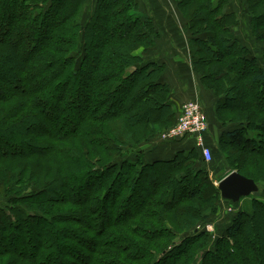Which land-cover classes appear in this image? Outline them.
Instances as JSON below:
<instances>
[{
	"label": "trees",
	"instance_id": "1",
	"mask_svg": "<svg viewBox=\"0 0 264 264\" xmlns=\"http://www.w3.org/2000/svg\"><path fill=\"white\" fill-rule=\"evenodd\" d=\"M108 1L119 8L102 15V0H96L95 12L81 23L85 0H0V15L8 19L0 32V136L15 139L12 151L0 149V161H10L0 165V187L11 195L0 207V256L14 255L19 259L15 264H113L118 254L143 264H264L260 247L249 241L251 234L258 240L264 202L252 198L250 209H242L240 201L222 200L201 167L207 162L192 136L157 139L176 114L171 85L163 76L166 64L152 55L160 32L137 0ZM176 1L187 21L193 72L214 97L218 142L249 155L258 162L255 171L262 173L264 46L259 61L253 52L259 49L252 51L233 30L240 19L234 8H227V0ZM256 3L247 0L250 31L264 42V16L255 13ZM13 7L15 14H8ZM206 57L213 58L210 66ZM199 102L206 112L201 98ZM203 134L210 145L209 131ZM173 141L183 146H169L166 152ZM40 158L52 164L42 168ZM193 160L200 168L190 165ZM234 168L264 187L261 174L243 172L244 165ZM32 177L40 182L28 190ZM54 184L65 190L60 201L76 207L72 214L61 213L59 220L49 215L53 199L44 196ZM140 189L145 194L137 205L132 200ZM131 201L136 210L126 208ZM219 201L236 210L214 241L204 228H194L179 243L172 240L176 235L168 222L180 230L194 227L209 217L207 212H215ZM44 202L52 203L39 207ZM151 206L163 207L170 218L159 209L155 218ZM188 217L192 222L180 225ZM133 235L156 244L150 247ZM71 239L92 248L81 253L70 247ZM131 244L136 249L127 247ZM210 244L214 249L206 251ZM62 248L74 251L76 260L61 255Z\"/></svg>",
	"mask_w": 264,
	"mask_h": 264
},
{
	"label": "rangeland",
	"instance_id": "2",
	"mask_svg": "<svg viewBox=\"0 0 264 264\" xmlns=\"http://www.w3.org/2000/svg\"><path fill=\"white\" fill-rule=\"evenodd\" d=\"M252 1H255V0H251V3H252ZM256 2L257 3L255 5H257V6H256V12L255 13H257L258 15H263L264 16V5H263L264 4V0H256ZM195 3H198V0H196ZM137 4H138V8H140L141 11L146 12L149 15V17L151 18V20L153 22H155L156 29L158 30V32H160V38H159V40L157 42H160V40H161V38H162V36L164 34V32L162 30V22H161V20L163 19V13H165V12L169 13V14H167V16L168 15L169 16L167 17L165 15V17H167L168 19L169 18L171 19L169 21V23L173 24V26H172L173 30H176V24H177L178 31H179L178 34L181 37L183 36V38H184V40L182 39L183 42H184V49L188 50V53H189V56H190V52H189V49H188V33L185 31V25H186L187 21L184 19V16L182 15V13L180 11V8L177 5V1L176 0H137ZM160 5H163L162 7L167 8L168 11L166 10L165 12L162 13L161 9H160V7H161ZM226 5H227V8H234L236 13H237V15H238V18L240 19L239 26L238 27H234L233 26V30L236 32V34L240 35V37L243 40V42L246 43V45L248 47H250L252 49V51L254 50V48L259 49V52H255V51H253V52L257 55V58L259 59V61L262 60V57H261V52L262 51H261V49L264 46V42L257 41L254 38V36L251 33V31H250V19H249V12H248V9H247V7H248L247 0H227V4ZM77 7H78V5H76L75 11L71 15L72 17L78 11ZM95 7H96V0H85V4L83 5V9L84 10H83L82 15H81V23H84L87 19H89L93 15V13L96 10ZM117 7L119 8V5H117V4L112 5V3L109 2L108 0H102L101 5H100V13L102 15H108V13H110L112 10L116 9ZM254 9H255V7H254ZM6 11H8L7 12L8 14H9V12L12 13V14H15L16 8L14 9V7H13V8H10L9 10H6ZM174 19H176L177 21L174 20ZM7 21H8V19H6L5 17L1 16V18H0V32L2 31L1 25L3 26V23H5ZM96 22L101 24V26H102V24H105V23L102 22V20H100V21L96 20ZM170 27H171V25L169 24V29H170ZM164 28L167 29L166 27H164ZM103 30L104 29H100L99 28L98 32L102 33ZM175 33L177 34V30L175 31ZM95 48H97V47H95ZM83 53H84L83 52V48L81 46V48L79 50V53L77 54L76 57L80 60L81 57L83 56ZM136 53H139V54L141 53L142 54V51L141 50H139V51L137 50ZM205 59L208 61L209 66L214 62V61H212L213 60L212 57L211 58L210 57H206ZM190 63H191V56H190ZM217 74H218V71H215V75H217ZM196 78H197L199 84L201 85V87H203V89L205 91H207L208 89H205L204 86L202 85V82H201L200 77L198 76V73L196 74ZM212 83L217 84V82H215V81H213ZM230 95H232L231 92H230ZM241 96L239 95V97H241ZM237 97H238V95H237ZM187 100H184V102H186ZM16 101H17V98H14L11 103L13 104ZM184 102L181 104L180 111H178V113H177V111H175L176 114L174 115L173 120L170 121V124H166L164 126V128H162V130H160V132L155 135L157 137V139L160 138L163 141H166V139L165 140L163 139V136H164L163 134L169 132L170 129L176 125L177 119H178L179 115L181 114V110L183 108ZM206 109H207V107H206ZM202 110H203V107H202ZM203 112H204V110H203ZM211 113L212 114L210 116H208L207 110H206V112H204L205 120L207 121V125L208 126H207V129H205V131L200 133L201 137H202L201 145L197 146L196 137L195 136H192V137L194 139L195 145L198 148L201 149V146L202 147L205 146V147L209 148L212 151L213 159L210 162H207V164H202V166L199 165L198 163H196L197 161L195 162L193 160V162L191 161L192 163L190 165L194 166V168H196V169L200 168V166L204 167L207 170L208 177H210V180H211V182L214 185H216V183L221 178H223L224 175H226L229 171H236L235 168H234L236 166V164L244 165V168H242V170H244L243 172H245L247 174H255V175L256 174H258V175L261 174V175H259V176H261L260 180L264 184V163L261 164L262 168H263L262 169V173H260V172L258 173L257 171H255L256 168H254L255 166H259L258 162H257V164H255V162L253 161L252 158H250L249 155H246L245 153L241 152L237 147L230 146L229 144H228V146H225V145L222 146L218 142V139H215L214 142L211 143V145H206L205 144V142H204L205 141V136H204L203 133L206 132V131L207 132L209 131V133L211 134L210 140H211V138H213V136H214V138H218L219 125L216 122H219V121L216 119L214 106L211 109ZM221 114H223V113H221ZM48 123L49 122H47V124ZM47 128L48 129H52L50 125H48ZM139 128H141L140 125H139ZM127 131H132V130H130V128H128ZM127 131H126V134H128V136H129V133ZM138 137L139 136L137 134L134 135L133 138L131 136V138H132L131 140H135ZM154 139H155V137L153 139H151V140L153 141ZM171 140H173V139H171ZM14 142H15V139L12 136H8V135L0 136V149H4V150H7V151H12L11 150V146L14 145ZM169 146L172 147V149H173V147H178V146H183V145H182V143L180 144V142H178V141H173V143L171 142V144L168 145L165 150L169 149L170 148ZM165 150H164V152H161V153H163L165 156H169L170 154L166 153V152H170L171 149H169L166 152H165ZM256 155H258V154H256ZM39 161H42V162H40L41 163L40 167L46 168V169H47L46 165L49 166V165L52 164L51 161L48 162L47 159L40 158ZM39 161H38V163H39ZM9 162H10L9 160L4 159V160L0 161V165L3 164V163L4 164H10ZM20 163H22L21 160H20ZM30 169H29V173L31 172ZM29 173L28 172L25 173L24 177L26 179L28 178ZM30 181H31V185H29L28 190L36 189V187L33 185V183L40 182L35 177H32V179ZM144 182H145V185L147 186V184L149 183V180L145 179ZM58 185L59 184H54L53 186L48 188L49 189L48 192H44V196L48 197L47 199H51V198L53 199V203L54 204L50 206L51 207L50 208L51 212L49 213V215H52L54 217V219H56V220H59V216L61 215V213H71L72 214L73 210L76 209V207H74V206H72V205H70L68 203H64V202L60 201L61 199L59 197H60V195H63V192L65 190H62L60 188V186H58ZM141 189H140V193L141 194L139 196L135 197L132 200L133 202L134 201L137 202V205H139L140 199L145 194L144 190H141ZM262 190L263 191L261 193L257 194V195H250V196L243 197L240 200V207L239 208L250 209V207H251L250 201H251L252 198H256L257 200H260V201L264 202V187L262 188ZM2 191H3V189H2V187H0V207L1 206H5L8 203L9 199L11 198L10 194L3 193ZM44 196H43V198H44ZM132 201L126 206V208L129 209V210L130 209L131 210H133V209L136 210V207H134L135 205L133 206V202ZM209 201L206 202L204 205L205 206H209V204H210ZM51 203L44 202L43 204H40L39 207L44 208L45 206L46 207L49 206V204H51ZM107 203H108V201H107ZM216 205H218V206H217V209L215 210V212L214 213H211V211L207 212V213H209V217L205 221H201V222L199 221V222L195 223L196 225L194 227H190V228L187 227V228H184L183 230H180L179 228H177L176 225H174V224L172 225L171 222H168L166 224L167 228L168 229H172L171 232L175 233V235H176L175 237L173 236L172 240H175L177 243H179V240L183 239L184 237L192 235V233H190V231L195 230L196 228L198 230H201V228H204L205 230H207L212 235L211 242L214 241L215 238H217L216 237L217 235H221L222 234V232L224 231V228L229 224V222L231 220L230 218H231L232 212L236 210V209H233V207H231L230 205H227V203L222 202V201L217 202ZM33 207L37 208L38 205H33ZM107 208H109V210H110L111 209L110 205H107ZM158 209L161 211V213L164 212L165 216L170 218V213H167L164 210H162L163 207H161V206H159V207L151 206L150 210L151 211L154 210L153 212H154V217L155 218H156V216H158V214H157ZM206 211H208V210H206ZM193 214L196 217L198 216L196 211H194ZM122 217H124V216H120L119 219H121ZM110 218H115V217L111 216ZM260 218L261 219H259L258 223H262L263 227H262L261 230L259 229L257 231L258 232V234H257L258 240L257 239L256 240L252 239L253 236L251 234L250 237H249V239H250L249 241H250V243H253V244L257 243V245L261 249V254L260 255L264 258V223H263L264 217H260ZM144 220L147 221L148 219H144ZM106 221L104 220L103 222L105 223ZM189 221L190 220H189V217H188L187 221H185L184 223H182L180 225L187 226V225H189L192 222V220L190 222ZM63 225H65V223H63ZM77 227H81V226L78 225ZM122 229H123V231H122ZM121 231L123 233H125V234L128 233L126 228H121ZM3 233H4L3 231H0L1 235ZM239 233L242 234L241 237H243V235L246 236V231L245 230L244 231L240 230ZM88 234L90 236V233H88ZM133 236H134V239L136 238V239H138V241H142L144 243L146 242L147 244L150 245V247H153L154 244H156L155 241L154 242H151V241H148V240L144 241L142 239V237H140V236H137V235H133ZM63 238H67V236H64ZM170 240H171V238H169V236H168L167 241L169 242ZM70 241L72 242L73 239H71ZM78 241H77V243H76V241L72 242L73 244L71 246L70 245L69 246L72 247L73 249L81 251V253H86V252H88V249L92 248V246H89V243H87V242L86 243L85 242L81 243L80 241L79 242ZM119 244L125 246V243H123V242H120ZM0 245H1V243H0ZM210 245L207 246L208 248L206 249V251H212L214 249L213 246L212 245L210 246ZM127 247H129L130 249H131V247L134 248V246H132V244H131V246L128 245ZM134 249H136V248H134ZM134 249H132V250H134ZM70 250L71 249H68V248L67 249L66 248H62V250L60 251L61 255L68 256L69 259L74 260L75 259V252L72 250L74 252L73 253ZM102 250H104V249H102ZM108 250L110 251V249H108ZM132 250H130L131 251L130 255H131V253L134 254L133 253L134 251H132ZM29 251L30 250L27 249V252H29ZM109 251H106V252H109ZM106 256L108 257V255H105V257ZM199 256H201V253L199 254ZM242 256H245V255L242 254ZM18 260L19 259L15 258V256L10 254V253H7V254H5L3 256H0V264H12V263L15 264V262L17 263ZM109 260H112V259H109ZM119 260L123 261V263H125V264H143V262H144L143 260H141V261H139V263H137L135 259H133V260H131V262H129L128 260L125 259V257H123V255L118 254L117 258L113 257L112 263L113 264H118ZM46 263H49V262L46 261ZM20 264H22V262ZM23 264H29V263H28V261H26ZM75 264H79V260H78L77 263L75 262ZM96 264H97V262H96ZM195 264H200V262L197 261Z\"/></svg>",
	"mask_w": 264,
	"mask_h": 264
},
{
	"label": "crops",
	"instance_id": "3",
	"mask_svg": "<svg viewBox=\"0 0 264 264\" xmlns=\"http://www.w3.org/2000/svg\"><path fill=\"white\" fill-rule=\"evenodd\" d=\"M166 10L167 8L164 9V11ZM170 20L171 19H168L167 17L161 20L163 23L162 25L167 29L164 31V34L160 42H158L157 47L155 48V51L152 53V55L166 64V69L163 76L165 80L171 85L172 93L170 98L176 109L175 111H177V113L180 111L181 104L184 102V100L190 98H197L199 100V98H201L207 107V114L210 116L212 114L211 109L213 107L214 97L211 92L205 91L199 84L196 75L192 70V64L190 63L188 50L184 49V38L178 34L179 31L177 24V34L175 33L176 30H173V24L169 23ZM169 24L171 25L170 29ZM210 137L211 134L209 135L208 141L211 145V143H213L217 138H214L213 136L214 139L211 138L210 140Z\"/></svg>",
	"mask_w": 264,
	"mask_h": 264
},
{
	"label": "built area",
	"instance_id": "4",
	"mask_svg": "<svg viewBox=\"0 0 264 264\" xmlns=\"http://www.w3.org/2000/svg\"><path fill=\"white\" fill-rule=\"evenodd\" d=\"M207 121L202 110L199 100H187L183 104L181 114L177 119V123L170 129L169 132L163 134V139L171 140L185 137V135L195 136L197 146L201 145V132L207 129ZM202 156L205 162L211 160V150L207 147H202Z\"/></svg>",
	"mask_w": 264,
	"mask_h": 264
},
{
	"label": "water",
	"instance_id": "5",
	"mask_svg": "<svg viewBox=\"0 0 264 264\" xmlns=\"http://www.w3.org/2000/svg\"><path fill=\"white\" fill-rule=\"evenodd\" d=\"M216 186L222 200L238 203L243 197L261 193L262 185L254 180L240 175L237 171H229L221 178Z\"/></svg>",
	"mask_w": 264,
	"mask_h": 264
}]
</instances>
